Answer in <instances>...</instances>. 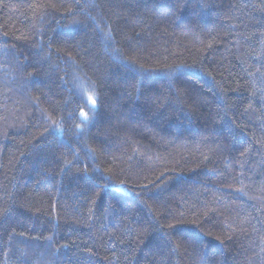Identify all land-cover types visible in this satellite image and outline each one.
<instances>
[{
    "label": "trees",
    "instance_id": "trees-1",
    "mask_svg": "<svg viewBox=\"0 0 264 264\" xmlns=\"http://www.w3.org/2000/svg\"><path fill=\"white\" fill-rule=\"evenodd\" d=\"M0 264H264V0H0Z\"/></svg>",
    "mask_w": 264,
    "mask_h": 264
},
{
    "label": "snow or ice",
    "instance_id": "snow-or-ice-1",
    "mask_svg": "<svg viewBox=\"0 0 264 264\" xmlns=\"http://www.w3.org/2000/svg\"><path fill=\"white\" fill-rule=\"evenodd\" d=\"M88 100L90 101L91 105L94 106L96 104V100L94 97L89 96ZM81 115H83L85 117V119H87V113H81Z\"/></svg>",
    "mask_w": 264,
    "mask_h": 264
}]
</instances>
